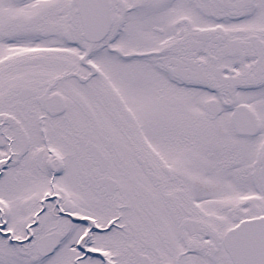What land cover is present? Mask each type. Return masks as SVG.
<instances>
[{
    "label": "snow or ice",
    "instance_id": "obj_1",
    "mask_svg": "<svg viewBox=\"0 0 264 264\" xmlns=\"http://www.w3.org/2000/svg\"><path fill=\"white\" fill-rule=\"evenodd\" d=\"M0 264H264V0H0Z\"/></svg>",
    "mask_w": 264,
    "mask_h": 264
}]
</instances>
